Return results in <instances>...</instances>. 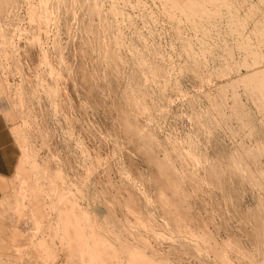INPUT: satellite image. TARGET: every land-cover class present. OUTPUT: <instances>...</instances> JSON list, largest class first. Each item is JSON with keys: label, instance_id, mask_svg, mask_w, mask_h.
I'll list each match as a JSON object with an SVG mask.
<instances>
[{"label": "rangeland", "instance_id": "1", "mask_svg": "<svg viewBox=\"0 0 264 264\" xmlns=\"http://www.w3.org/2000/svg\"><path fill=\"white\" fill-rule=\"evenodd\" d=\"M0 113V264H264V0H0Z\"/></svg>", "mask_w": 264, "mask_h": 264}, {"label": "crops", "instance_id": "2", "mask_svg": "<svg viewBox=\"0 0 264 264\" xmlns=\"http://www.w3.org/2000/svg\"><path fill=\"white\" fill-rule=\"evenodd\" d=\"M19 152L9 130L5 117L0 113V188L3 190L4 180L15 170ZM13 174V173H12ZM1 194V196H2Z\"/></svg>", "mask_w": 264, "mask_h": 264}, {"label": "bare ground", "instance_id": "3", "mask_svg": "<svg viewBox=\"0 0 264 264\" xmlns=\"http://www.w3.org/2000/svg\"><path fill=\"white\" fill-rule=\"evenodd\" d=\"M194 10H195V9H194ZM43 170H44V169H43ZM54 203H55V202H54ZM84 211H85V210H84ZM82 213H83V212H82ZM82 213H81V214H82ZM100 228H101V227H100ZM81 232H82V231H81ZM91 234H93V233H91ZM85 235H86V234H85ZM89 235H90V234H89ZM93 236H94V235H93ZM84 237H85V236H84ZM91 237H92V236H91ZM88 239H90V238H88ZM88 239H87V240H88ZM104 240H105V239H104ZM91 241H92V240H91ZM99 241H100V240H99ZM93 243H94V242H93ZM93 243H92V244H93ZM110 245H111V244H110ZM112 247H113V246H112ZM93 248H94V247L92 246V250H93ZM128 251H129V250H128ZM95 252H96V251H95ZM97 252H98V251H97ZM98 254H99V253H98ZM100 254H101V253H100Z\"/></svg>", "mask_w": 264, "mask_h": 264}]
</instances>
